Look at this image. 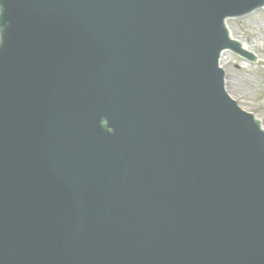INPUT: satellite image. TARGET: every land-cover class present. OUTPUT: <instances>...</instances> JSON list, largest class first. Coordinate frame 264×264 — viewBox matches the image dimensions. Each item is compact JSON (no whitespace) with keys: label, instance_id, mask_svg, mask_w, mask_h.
Listing matches in <instances>:
<instances>
[{"label":"water","instance_id":"water-1","mask_svg":"<svg viewBox=\"0 0 264 264\" xmlns=\"http://www.w3.org/2000/svg\"><path fill=\"white\" fill-rule=\"evenodd\" d=\"M263 5L0 0V264H264V129L219 66Z\"/></svg>","mask_w":264,"mask_h":264},{"label":"rangeland","instance_id":"rangeland-1","mask_svg":"<svg viewBox=\"0 0 264 264\" xmlns=\"http://www.w3.org/2000/svg\"><path fill=\"white\" fill-rule=\"evenodd\" d=\"M231 34L257 55L256 61L225 53L221 66L226 72L228 94L244 110L254 113L264 128V8L227 22Z\"/></svg>","mask_w":264,"mask_h":264},{"label":"bare ground","instance_id":"bare-ground-1","mask_svg":"<svg viewBox=\"0 0 264 264\" xmlns=\"http://www.w3.org/2000/svg\"><path fill=\"white\" fill-rule=\"evenodd\" d=\"M224 54H225V53H223V55L221 56V61H220L221 63H222V61H223V56H224Z\"/></svg>","mask_w":264,"mask_h":264}]
</instances>
